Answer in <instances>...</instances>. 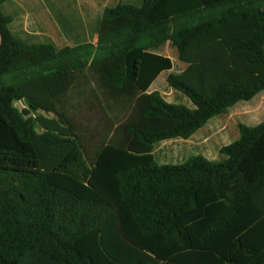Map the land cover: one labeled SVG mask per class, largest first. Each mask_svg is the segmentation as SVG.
Listing matches in <instances>:
<instances>
[{"label":"trees","instance_id":"obj_1","mask_svg":"<svg viewBox=\"0 0 264 264\" xmlns=\"http://www.w3.org/2000/svg\"><path fill=\"white\" fill-rule=\"evenodd\" d=\"M7 1L0 264H264V124L240 123L220 162L154 160L159 143L187 140L264 92V0L120 4L105 9L96 45L61 48L15 35ZM167 45L186 65L167 83L191 108L149 92L173 69ZM88 71L107 115L122 120L92 163L58 107Z\"/></svg>","mask_w":264,"mask_h":264},{"label":"rangeland","instance_id":"obj_2","mask_svg":"<svg viewBox=\"0 0 264 264\" xmlns=\"http://www.w3.org/2000/svg\"><path fill=\"white\" fill-rule=\"evenodd\" d=\"M141 4L142 0H124L122 3V5L136 7ZM58 42L60 48L67 45L61 41ZM163 54L171 56L175 65V73L184 70L185 65L178 60L170 46L164 47ZM167 77L159 78L153 89L160 92L167 102L180 103L191 108V103L184 95L170 89ZM97 93L99 90L96 78L92 71H88L75 78L72 89L58 105L72 123L90 163L94 160L102 144L109 142L114 136L116 123L122 121L110 119L101 106V98L96 99L95 94ZM14 106L22 110L24 105L18 102ZM115 114L119 119H124L126 116L121 107L116 108ZM43 115L50 118L53 116ZM220 123L227 124V127L222 129ZM240 123L247 126L264 124V92L258 94L251 101L239 103L225 115L211 119L187 140L176 139L159 143L154 150L155 163L158 166H176L196 157L209 161H223L225 158L219 154V150L239 139L238 125Z\"/></svg>","mask_w":264,"mask_h":264},{"label":"crops","instance_id":"obj_3","mask_svg":"<svg viewBox=\"0 0 264 264\" xmlns=\"http://www.w3.org/2000/svg\"><path fill=\"white\" fill-rule=\"evenodd\" d=\"M123 2L124 0H8L3 5V12L12 18L13 33L28 43L52 42L58 46V41H61L66 46L86 43L96 45L105 9ZM173 51L177 57L176 51ZM164 55L172 60L171 56ZM174 69L173 62V69L162 73L151 85L149 92L155 91L153 88L159 78L175 73ZM220 127L224 129L227 124L220 123Z\"/></svg>","mask_w":264,"mask_h":264}]
</instances>
